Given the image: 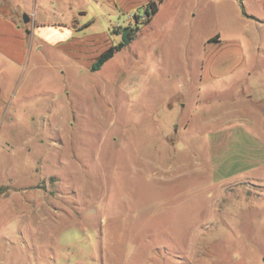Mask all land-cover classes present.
<instances>
[{
    "label": "rangeland",
    "instance_id": "obj_1",
    "mask_svg": "<svg viewBox=\"0 0 264 264\" xmlns=\"http://www.w3.org/2000/svg\"><path fill=\"white\" fill-rule=\"evenodd\" d=\"M0 12L24 29L0 54V264H264V0Z\"/></svg>",
    "mask_w": 264,
    "mask_h": 264
},
{
    "label": "crops",
    "instance_id": "obj_2",
    "mask_svg": "<svg viewBox=\"0 0 264 264\" xmlns=\"http://www.w3.org/2000/svg\"><path fill=\"white\" fill-rule=\"evenodd\" d=\"M33 26L37 28L36 30L37 35L41 39L46 41L59 40V38H61L64 34H66V32L68 33V31H65L64 34L62 35L55 28H53V25H49L48 27H45L42 25H37L34 22ZM23 39H24V29L20 25H18L16 22L12 20L0 17V54L2 56L10 60L17 59L24 48ZM91 52L92 51L90 48L88 49L85 48L83 49V53L80 54L79 56L82 55L90 56ZM72 55H78V54L72 53ZM84 62L86 63L85 60Z\"/></svg>",
    "mask_w": 264,
    "mask_h": 264
},
{
    "label": "trees",
    "instance_id": "obj_3",
    "mask_svg": "<svg viewBox=\"0 0 264 264\" xmlns=\"http://www.w3.org/2000/svg\"><path fill=\"white\" fill-rule=\"evenodd\" d=\"M157 11V5L155 4L154 1L148 2L147 5L145 6L144 12L146 14V18L143 22L141 23H147L149 22V20L151 19V16ZM139 25H136L135 27H129L126 26L123 28L122 30V40L113 46H109L107 48V50L102 51L99 55H98V59L97 61H95L91 68L92 70H96L98 69L106 60H108L110 57L113 56L115 51L120 50L121 48H123L126 44H128L133 37L136 35V33L139 30Z\"/></svg>",
    "mask_w": 264,
    "mask_h": 264
},
{
    "label": "water",
    "instance_id": "obj_4",
    "mask_svg": "<svg viewBox=\"0 0 264 264\" xmlns=\"http://www.w3.org/2000/svg\"><path fill=\"white\" fill-rule=\"evenodd\" d=\"M23 21H24L25 23H27V22H29V21H30V17H29V15H28V14H26V13H23Z\"/></svg>",
    "mask_w": 264,
    "mask_h": 264
}]
</instances>
